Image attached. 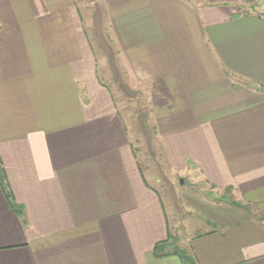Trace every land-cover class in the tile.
<instances>
[{"label": "crops", "instance_id": "1", "mask_svg": "<svg viewBox=\"0 0 264 264\" xmlns=\"http://www.w3.org/2000/svg\"><path fill=\"white\" fill-rule=\"evenodd\" d=\"M228 1L97 0L101 67L92 5L0 0V161L25 213L0 188V264H264V14ZM138 91L151 173L211 189L173 215L118 106Z\"/></svg>", "mask_w": 264, "mask_h": 264}, {"label": "rangeland", "instance_id": "2", "mask_svg": "<svg viewBox=\"0 0 264 264\" xmlns=\"http://www.w3.org/2000/svg\"><path fill=\"white\" fill-rule=\"evenodd\" d=\"M78 5L81 8L82 13L86 14L88 11V8L86 6L92 5L91 9L96 15V24L93 25V28L91 29L90 35L92 37V42L96 51V54L98 55V61L100 66L102 67V61L104 58L102 57V51H109V49H112L111 46V40L110 36L107 34L106 31L103 30L102 25L103 21L106 23V19L104 17V10H102L101 5L99 7L96 6L97 0H77ZM189 2H194V0H188ZM198 1L196 3H206L209 2V0H195ZM213 1V0H210ZM222 1V0H220ZM231 2L238 1V6H241V12L243 13H261L264 14V0H229ZM228 1V2H229ZM210 3V2H209ZM221 3V2H219ZM208 4V3H206ZM238 11V13H241ZM96 26V30H94V27ZM103 38H107L109 41H104ZM248 84V83H247ZM250 84V83H249ZM264 91V90H261ZM136 98L125 100L124 102H121L118 104L120 110L122 111V114H125V117L127 119V122L129 126L131 127V131L134 134V137L132 138L134 141V146L137 151L138 160L139 163L142 164L144 172L146 174V177L148 180H150L151 184L159 189V184L162 183L165 190L161 189L160 194L162 196L163 201L168 200V206L166 207L167 211L168 209L171 210V214L174 213L173 208V196L176 199L177 205H180V202H185L183 199V195H208L210 193L209 186L205 185L202 186L203 182L199 181L198 179H195L191 177L188 174H180V175H174L172 174L169 169H166L163 162L157 164L160 166L158 170L161 172V177H158V174H152L151 169L148 168L149 165L152 164V161L155 163L156 166V155H158V151H155V153L152 155L150 154V149L152 150V146H157L158 142L157 139L155 140L153 129L152 127H149V124H147L146 116L149 114L147 111V100L143 97V94L141 92H137ZM118 102H120L118 100ZM146 126H148L149 131L146 133ZM141 124H143L141 126ZM133 129V130H132ZM158 148V147H156ZM161 158V155H159ZM164 161V159L162 158ZM154 165V164H152ZM153 179L152 178V176ZM192 193V194H191ZM228 199V198H226ZM186 205V202L183 203ZM180 213V212H179ZM188 216V215H187ZM178 233H180L179 230H176ZM177 236H179L177 234ZM184 234L181 236V238H184ZM173 238H171L172 240ZM168 243H171V241L168 240Z\"/></svg>", "mask_w": 264, "mask_h": 264}, {"label": "trees", "instance_id": "3", "mask_svg": "<svg viewBox=\"0 0 264 264\" xmlns=\"http://www.w3.org/2000/svg\"><path fill=\"white\" fill-rule=\"evenodd\" d=\"M0 188L2 190V192L4 193L10 207L12 208V210L23 220L25 221V213H24V209L22 206L18 205L15 201V198L13 196V193L10 189V186L7 182V176H6V172L3 168L2 162L0 161ZM163 244H158V246L156 247V251L159 252L161 246ZM175 254L179 255L180 258H182L186 263L188 264H196L194 258H192V256H189L188 254H186L185 252L181 251V250H175L174 251ZM164 255V254H163Z\"/></svg>", "mask_w": 264, "mask_h": 264}]
</instances>
